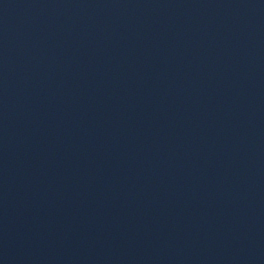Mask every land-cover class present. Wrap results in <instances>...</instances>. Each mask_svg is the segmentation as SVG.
<instances>
[{"label": "water", "instance_id": "water-1", "mask_svg": "<svg viewBox=\"0 0 264 264\" xmlns=\"http://www.w3.org/2000/svg\"><path fill=\"white\" fill-rule=\"evenodd\" d=\"M0 264H264V0H0Z\"/></svg>", "mask_w": 264, "mask_h": 264}]
</instances>
